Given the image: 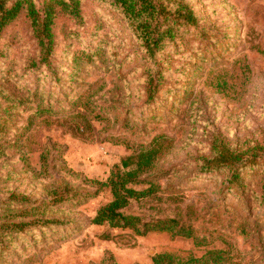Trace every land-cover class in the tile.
Returning <instances> with one entry per match:
<instances>
[{
  "label": "rangeland",
  "instance_id": "1",
  "mask_svg": "<svg viewBox=\"0 0 264 264\" xmlns=\"http://www.w3.org/2000/svg\"><path fill=\"white\" fill-rule=\"evenodd\" d=\"M80 1L78 19L54 5L50 54L26 12L0 36V264H264V151L233 177L264 146V0H188L197 26L155 59L118 10ZM77 114L92 132L72 131ZM160 136L142 177L161 190L122 211L178 218L208 246L92 223L113 200L95 181ZM216 146L243 161L218 169Z\"/></svg>",
  "mask_w": 264,
  "mask_h": 264
},
{
  "label": "trees",
  "instance_id": "2",
  "mask_svg": "<svg viewBox=\"0 0 264 264\" xmlns=\"http://www.w3.org/2000/svg\"><path fill=\"white\" fill-rule=\"evenodd\" d=\"M45 7L39 8L36 0H0V36L2 32L23 12H26L32 26L35 29L44 54H50L53 49V25L57 17V5L60 12L68 14L76 19L81 17L80 0H43ZM108 3L120 12L133 35L141 44L149 58L155 59L159 54L167 50L177 37L187 28L196 27L199 17L188 0H100ZM155 88H150V93ZM78 122L72 131L92 132L91 123L80 114L74 116ZM77 128V129H75ZM167 139L164 136L156 137L148 146H140L134 155H131L121 162V166L112 169L106 182L95 181L101 188H110L113 200L107 206L101 208L92 223L95 225L108 224L112 228L129 229L135 235L145 237L150 233H170L174 237L193 239L196 246H208L210 241L201 237L198 230L192 225L179 220L178 218L145 219L137 215L125 214L122 210L127 208L132 200L139 201L157 195L161 185L153 180L148 181L142 176L153 170L159 161L160 155L164 152ZM215 151L219 154V161L216 162L218 169L233 167V164L243 161V156L236 151L217 146ZM264 151V146L253 147L247 161L242 163L233 171L234 179H238L241 170L249 164L258 161L259 154ZM252 158V159H251ZM231 162H230V160ZM206 166H209L206 163ZM149 185L148 188L138 191L134 186ZM210 257H203L201 260H193L184 264H207L213 258H218L221 253H209ZM180 261L175 255L165 253L154 256V264H177ZM180 264H183L182 261Z\"/></svg>",
  "mask_w": 264,
  "mask_h": 264
}]
</instances>
